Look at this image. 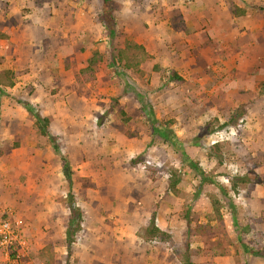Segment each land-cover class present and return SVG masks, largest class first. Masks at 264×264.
<instances>
[{
	"label": "rangeland",
	"instance_id": "rangeland-1",
	"mask_svg": "<svg viewBox=\"0 0 264 264\" xmlns=\"http://www.w3.org/2000/svg\"><path fill=\"white\" fill-rule=\"evenodd\" d=\"M111 10L113 36L102 0H0V74L14 78L0 90V210L7 200L25 243L16 259L0 247V264H87L82 231L101 226L168 264H260L250 250L264 254V0ZM126 40L148 57L115 70ZM94 50L103 61L86 83L78 72ZM46 117L58 152L35 125ZM70 195L81 219L67 256ZM152 220L165 236L148 234Z\"/></svg>",
	"mask_w": 264,
	"mask_h": 264
},
{
	"label": "trees",
	"instance_id": "trees-1",
	"mask_svg": "<svg viewBox=\"0 0 264 264\" xmlns=\"http://www.w3.org/2000/svg\"><path fill=\"white\" fill-rule=\"evenodd\" d=\"M112 3H113V0H102L103 12H102L100 19L103 23V26L106 27L108 29L109 33L113 36L115 24H114V17L112 16V10H111L112 9ZM236 11H238L237 12L238 15L242 16L245 14L244 10L237 9ZM129 54H138V55L140 54V55H142L141 56L142 59L131 60L128 58ZM147 57H148V54L146 53L143 46L138 45L135 42L126 40L124 42V48L123 49L112 50L111 62L109 65L111 68H113L115 70L121 69V68L124 70L137 69L140 65V62L143 61ZM123 60H125V62L122 63ZM102 61H103L102 53L98 50H94L92 52V54L90 55V57L87 58L86 65L82 69L79 70L78 75L80 77H82V79L86 83L93 81L95 79V76L97 73V68ZM154 69L158 70V66H155ZM172 74H173V78L171 80H173V81L174 80L175 81H181L182 80L175 73H172ZM3 86H7V88H12L14 86L13 74L9 70H6L0 74V90ZM35 125H36L38 131L42 135L48 137L49 141L51 142L53 150L55 152H58L56 142H55L56 140L53 136H51L49 134V131H48L49 125H50V119L47 117L41 118V119L40 118L36 119ZM156 130H154V131H156ZM182 159L185 162L186 161L189 162V159L185 155H183ZM190 165H191L192 169L193 168L197 169V171L200 173V175L203 176V173L200 172V169H198L195 164H190ZM227 179H229V178L227 177ZM178 183H179L178 172L172 171L170 174V178H169L168 190L173 194L176 193ZM233 189H236L235 184L233 185ZM69 198H70L69 200H71L70 205H69L70 215L68 218V222L66 224V232H65L67 256L71 255L72 246L75 243V236H76L77 232L80 230V224L76 223V222H78L77 220L80 221V219H81V216L78 213L79 210L76 207H74V205H73L74 202L72 201V195H70ZM188 222H190V220H188ZM207 228L210 230L215 229V228H212L211 226H208ZM200 229H204V227H200ZM146 231L148 232L149 235H151L153 237L160 238L161 236H165V233L163 231H161L157 226H155V223L153 220L151 222L150 230H146ZM199 234L202 237V239H201L202 242L205 241V243H207V242L211 241L208 239V241L206 242L207 237L204 236L205 233H199ZM16 247L17 246H14L11 249L12 252L10 255L13 259L17 258L16 257L17 253L16 252H15V254L13 253L14 249ZM250 251H252L251 253H253L257 256L264 257V254H262V252H260V251H258V252H255L254 250H250ZM216 255H223V254H216ZM183 264H191L188 255H186L184 257Z\"/></svg>",
	"mask_w": 264,
	"mask_h": 264
},
{
	"label": "crops",
	"instance_id": "crops-1",
	"mask_svg": "<svg viewBox=\"0 0 264 264\" xmlns=\"http://www.w3.org/2000/svg\"><path fill=\"white\" fill-rule=\"evenodd\" d=\"M3 202L5 203L3 212L6 214H11L10 211L6 210L7 200H4ZM97 219L98 218L96 217L95 220L97 221ZM92 220L93 218H91L90 222H88V226L90 224L92 225ZM157 227L161 231H164V229L160 228V226L157 225ZM91 231L92 230L90 228H87L86 232L84 230L82 231L83 235L85 233V238H87L86 236L90 237L87 238V241H90L91 249L87 250V255H85L86 259H84L86 260L85 263L87 264H133V259L135 261L134 264H146L147 260L150 261L148 264H168L166 261V257L169 256L168 253L164 254L160 251H158L157 254L156 252L152 253L151 251H149L150 248L146 243H144L143 245H138L133 250L128 249L127 247H129L128 244H130L131 239L127 238V236L124 235L126 232H123L121 235L113 234L109 236V234L105 232V229L102 226L101 229L98 230V234H91ZM109 242L111 243L112 248L108 247V244H110ZM117 246L119 247L117 248ZM82 262H84L83 258L80 259V263ZM258 262L260 264H264L263 260L261 261L258 259Z\"/></svg>",
	"mask_w": 264,
	"mask_h": 264
},
{
	"label": "built area",
	"instance_id": "built-area-1",
	"mask_svg": "<svg viewBox=\"0 0 264 264\" xmlns=\"http://www.w3.org/2000/svg\"><path fill=\"white\" fill-rule=\"evenodd\" d=\"M24 244L21 238V225L19 220H12L10 213L6 214L0 210V247L5 250V255H7V251L11 250L12 247L16 245L22 246Z\"/></svg>",
	"mask_w": 264,
	"mask_h": 264
}]
</instances>
